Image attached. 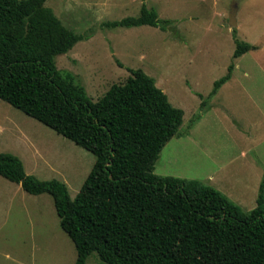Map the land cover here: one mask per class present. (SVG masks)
<instances>
[{"label":"rangeland","instance_id":"obj_1","mask_svg":"<svg viewBox=\"0 0 264 264\" xmlns=\"http://www.w3.org/2000/svg\"><path fill=\"white\" fill-rule=\"evenodd\" d=\"M236 1L234 29L227 25L232 0H45V6L84 37L55 65L92 102L139 69L183 111L181 136L162 149L154 174L201 181L248 213L264 173V0ZM143 5L169 22L165 31L104 26L138 16ZM236 40L256 49L233 59ZM232 64L230 79L210 96ZM0 153L18 157L27 175L63 183L70 199L95 162L93 154L2 100ZM75 260L52 197L30 195L0 176V264ZM85 264L104 263L93 252Z\"/></svg>","mask_w":264,"mask_h":264},{"label":"trees","instance_id":"obj_2","mask_svg":"<svg viewBox=\"0 0 264 264\" xmlns=\"http://www.w3.org/2000/svg\"><path fill=\"white\" fill-rule=\"evenodd\" d=\"M168 24L143 5L138 16L104 26L165 31ZM83 39L45 0H0V100L95 157L74 199L63 183L27 175L10 153H0V176L30 195L52 197L75 264L93 252L104 264H264V173L248 213L201 181L155 175L162 149L181 136L183 111L139 69L92 102L55 65ZM235 44L233 59L256 49Z\"/></svg>","mask_w":264,"mask_h":264},{"label":"water","instance_id":"obj_3","mask_svg":"<svg viewBox=\"0 0 264 264\" xmlns=\"http://www.w3.org/2000/svg\"><path fill=\"white\" fill-rule=\"evenodd\" d=\"M237 10H238L237 1L232 0L229 8L228 23H227L230 29H234L237 27V23H236Z\"/></svg>","mask_w":264,"mask_h":264}]
</instances>
